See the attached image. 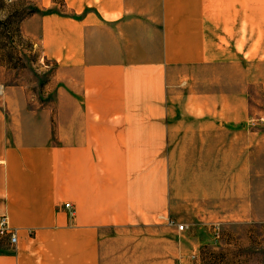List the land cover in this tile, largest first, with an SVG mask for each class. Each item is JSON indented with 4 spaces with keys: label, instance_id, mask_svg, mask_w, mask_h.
I'll return each mask as SVG.
<instances>
[{
    "label": "crops",
    "instance_id": "obj_1",
    "mask_svg": "<svg viewBox=\"0 0 264 264\" xmlns=\"http://www.w3.org/2000/svg\"><path fill=\"white\" fill-rule=\"evenodd\" d=\"M28 1L52 73L34 105H0V216L17 229L0 264H190L206 226L264 220V132L243 121L264 0ZM207 79L241 103L196 91Z\"/></svg>",
    "mask_w": 264,
    "mask_h": 264
},
{
    "label": "rangeland",
    "instance_id": "obj_2",
    "mask_svg": "<svg viewBox=\"0 0 264 264\" xmlns=\"http://www.w3.org/2000/svg\"><path fill=\"white\" fill-rule=\"evenodd\" d=\"M34 10L37 9L28 0H0V105H5L8 97L14 101L24 97L34 105L52 73L51 65L42 59L37 44L24 28V20ZM200 88L215 94L218 102L240 104L242 100L239 91H220L222 87L216 83L212 87L208 79L201 87L196 83V91ZM245 97L249 107L243 121L250 131L264 132V66H249ZM217 104L220 106V102ZM249 152L254 190L264 192V148L250 146ZM206 227L209 241L200 247L197 257H190V264H264V220Z\"/></svg>",
    "mask_w": 264,
    "mask_h": 264
},
{
    "label": "built area",
    "instance_id": "obj_3",
    "mask_svg": "<svg viewBox=\"0 0 264 264\" xmlns=\"http://www.w3.org/2000/svg\"><path fill=\"white\" fill-rule=\"evenodd\" d=\"M66 208H70V203L65 204ZM184 224H177L179 230H184ZM0 235L8 237L11 245H16L17 243V229L12 227L9 223V219L6 215L0 216Z\"/></svg>",
    "mask_w": 264,
    "mask_h": 264
}]
</instances>
